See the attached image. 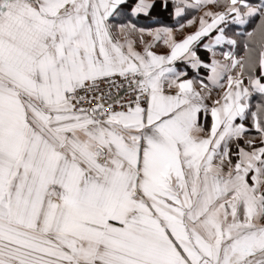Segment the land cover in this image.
<instances>
[{"label": "snow or ice", "instance_id": "obj_1", "mask_svg": "<svg viewBox=\"0 0 264 264\" xmlns=\"http://www.w3.org/2000/svg\"><path fill=\"white\" fill-rule=\"evenodd\" d=\"M0 264H264V0H0Z\"/></svg>", "mask_w": 264, "mask_h": 264}, {"label": "crops", "instance_id": "obj_2", "mask_svg": "<svg viewBox=\"0 0 264 264\" xmlns=\"http://www.w3.org/2000/svg\"><path fill=\"white\" fill-rule=\"evenodd\" d=\"M155 19L157 20H161L163 23L165 24H171L173 21L171 20V18H169L167 16V14H164V15H157L155 16ZM141 23H150L149 21H141ZM154 26V25H152ZM203 52V50H201Z\"/></svg>", "mask_w": 264, "mask_h": 264}]
</instances>
